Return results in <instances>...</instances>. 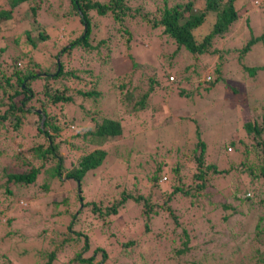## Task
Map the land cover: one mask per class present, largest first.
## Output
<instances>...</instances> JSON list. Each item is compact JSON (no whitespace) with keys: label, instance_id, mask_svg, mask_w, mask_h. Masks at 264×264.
Segmentation results:
<instances>
[{"label":"trees","instance_id":"obj_1","mask_svg":"<svg viewBox=\"0 0 264 264\" xmlns=\"http://www.w3.org/2000/svg\"><path fill=\"white\" fill-rule=\"evenodd\" d=\"M65 2L67 6L63 8L64 11L55 17L76 19L81 25V33L64 45L53 58L32 50L38 49V44L49 37L47 31L43 29L33 36L27 28L29 26L23 27L26 15L28 19L39 21L38 13L44 8L45 0L0 2V136L8 140L0 148V264H23L16 263L9 253L13 240L38 243L41 246L40 264H158L154 260H146V256L153 254L159 261L170 260L180 264L183 255L193 250L194 234L191 231L197 223L195 217L198 209L204 202L203 193L208 188L209 176L236 169L241 175L251 178L252 186L256 183L253 180L264 179V111L255 118L251 115L242 118L241 127L246 138L241 137L236 141L230 138L226 148L224 146L217 150V159L223 157L230 162L233 149L231 160L235 161L241 145L243 152H239L243 158L235 163V168L219 169L218 161L209 160L207 142L196 129L197 139L184 155L186 161L174 165L158 162L153 172L146 173L150 187L136 184L138 187L134 186L129 191L125 187L116 188L112 192L106 190L101 197H95L85 188L88 174L101 166L111 154L107 144L113 138L122 137L123 124L120 117L102 115L98 121L92 115L94 125L84 131L81 139L74 137L78 135L76 133L70 135L73 139L60 141L57 139L59 134L76 123L75 117L68 119L62 109L65 103H71L80 96L95 104L93 113H101L97 104L107 94L106 90L114 91L124 85H118L114 78L108 81L107 89L101 85L103 69H108L113 58L111 50L112 42L115 41L112 38L118 44L124 45V41L129 48L131 44L143 43L145 37L149 42L151 32H157V35L165 38V42L171 39L175 44L174 54L184 50L197 60L214 51V43L240 23L243 11H252V1L243 4L242 0ZM25 4H28L27 8ZM259 6L264 8V0L260 1ZM245 16L248 20L249 16ZM206 22H210L211 29L201 35L199 30ZM28 23L26 21V25ZM140 26L149 28L150 32L147 35H144V31L138 34ZM19 28L21 31L15 33ZM93 37H100L97 45L92 43ZM246 39L242 47L236 50L237 62L255 77L260 70H264V65L250 66L243 59L253 52L255 46L260 44L264 47V32L254 34L250 31ZM20 42L29 46L23 50L24 55L14 58L2 55L6 54L11 44L17 46ZM73 52L84 59L83 69H78L74 64L71 58ZM34 54H42V57L35 60ZM93 63L102 67L101 70L94 71L91 68ZM133 65L138 64L133 61ZM220 66L221 63L216 61L213 70L220 73ZM186 68L191 70L186 76L182 74V77L190 79L192 76L200 77L204 65L188 64ZM152 70L154 76L149 77L148 88L137 101L140 108H145L146 97L155 91L157 84L161 85L162 76H166L167 82H170L171 71L164 68L159 72L154 67ZM66 76H72L78 85L81 79L84 82L80 87H70L65 82ZM220 78L215 74L210 80L200 83L194 93L181 88L179 94L187 97L202 94V89L209 90V87L219 83ZM194 98L197 96L194 95ZM57 107L60 113L55 109ZM37 137L43 141H34ZM63 142L69 149L64 155ZM87 146L92 148L84 152ZM163 177L168 178L167 186L160 182ZM36 186L44 194L49 195L57 190L61 195L53 194L55 199L51 202L44 196L38 199V195L32 193ZM252 186L246 189L249 190L247 193L251 192ZM158 197L162 198L161 202ZM133 205L140 210L126 221L125 210ZM38 207V212L47 214V217L42 224L35 222L38 228L36 239L22 241L20 229L30 227L20 220L24 217L32 219L31 214ZM220 207L224 210L229 206L220 203ZM221 217L224 220L229 218L226 215ZM255 235L263 249L254 248L253 264H264V227L257 228ZM145 243L149 245L148 251L143 249ZM22 253L27 255L26 250ZM135 253H138V259L133 258Z\"/></svg>","mask_w":264,"mask_h":264},{"label":"rangeland","instance_id":"obj_2","mask_svg":"<svg viewBox=\"0 0 264 264\" xmlns=\"http://www.w3.org/2000/svg\"><path fill=\"white\" fill-rule=\"evenodd\" d=\"M246 1L249 0H242L241 4ZM251 1L252 11L246 13L243 11L240 23L233 27L223 39L214 43V51L200 56L197 60L184 50L174 54L175 44L170 41L171 39L165 42V38L157 35V32H151L152 36L150 35L149 42L145 37L143 43L131 44L129 48L124 41V45L118 44L115 38H112V41H115L112 42L113 49L111 50L113 58L110 60L108 69H103L101 85L107 89V83L112 78L118 85L123 83L124 85L114 91L106 90L107 94L97 104L101 113H93L92 111L96 110L95 104L80 96H77L71 103H65L62 112H65L68 119L72 116L75 117L76 123L70 125V128L64 129L57 137L60 141H66L71 138L70 135L78 133L74 137L81 139L84 131L94 125V121L91 119L92 115L98 121L102 115L112 118L120 117L123 124L122 137L113 138L107 144V147L111 149V154L105 158L101 166L88 174L85 188L90 195L101 197L106 190L112 192L113 189L118 188L119 190L123 187L129 191L132 190V187L141 184L150 187L146 173L153 172L158 162L174 165L186 161L184 155L189 152L197 139L196 129H198L200 137L207 142L208 159L218 161L219 169H231L243 158L240 153L243 152L241 145L240 152H237L239 156L235 161L231 160L234 156L233 149L232 153L230 151L233 154V156L230 154V162L224 160L226 158L223 159V157L217 159V150L224 146L226 148L230 138L235 141L241 137L246 138L245 131L241 127L242 118L249 115L255 118L258 117L257 114L264 111V106L262 107L264 105V70H260L255 77H252L237 62L236 50L242 47L250 31L254 34L264 32V8L259 6L261 0ZM45 2L44 8L38 13L39 21L28 19L26 15L23 27L29 26L27 28L30 29L33 36L43 29L47 31L49 37L38 44V49L32 50H36L35 53L41 51L53 58L64 45L81 33V25L71 17H61V19L55 17L57 13L62 14L63 8L67 6L65 0H45ZM27 7L28 4H25V8ZM246 14L249 16L248 20ZM26 21H29L27 25ZM102 22L105 23L104 20ZM210 26V22H206L199 30L200 34L208 33L211 29ZM138 28H140L137 31L138 34L144 31V35H147L150 32V29L144 26ZM20 31L19 28L15 33ZM22 36L23 33H21ZM99 38H91L92 43L97 45ZM28 47L24 42H20L17 46L11 44L10 48L6 49V54L2 55L6 58L24 55V51ZM252 51L245 56L243 62L250 66L264 65V47L259 44ZM26 55L29 57L27 53ZM41 55L36 54L33 59H39L42 57ZM71 58L78 69H83L84 59L80 55L73 52ZM133 61L138 65H133ZM216 61L221 63L220 73L213 70ZM195 63L204 65L201 76H192L190 79L182 77V74L186 76L191 70L186 66ZM153 67L157 68L159 72L164 68L171 71L169 74L173 79L169 75L168 81L170 82L168 83L166 76H162L161 85H156L155 91L146 97L145 108H140L137 101L141 99L142 94L148 88L149 77L154 76ZM91 68L94 71H99L102 67L93 63ZM214 71L218 77H221V80L216 85L209 87V90L200 87L202 94H193L192 97L179 94L181 88L194 93L196 87L201 85L204 80H210L215 76ZM65 82L70 87L74 85L80 87L84 80L81 79L78 85L76 79L66 76ZM106 92L104 90V93ZM194 95L197 98H194ZM106 98L107 101H105ZM104 101L105 104H103ZM55 109L60 113L59 107ZM79 129L80 132H78ZM6 139L0 136V148L8 143ZM33 140L43 141L40 137ZM63 144L65 145L62 146L64 155L69 149L65 142ZM91 148L92 146H87L84 152ZM227 150L230 149L227 147ZM177 152L178 154H176ZM163 169L165 171V167ZM238 172L240 171L233 169L228 173L209 176L208 188L203 193L205 195L204 202L198 209V214L195 217L197 223L191 231L194 234L193 250L183 255L180 264H186V262L191 264L193 261H198L197 264L228 262L253 264L255 261L254 248L263 249V246L257 242L255 234L257 228L264 227V179L253 180L252 182L256 183L252 186L251 178ZM160 182L166 183L167 186L168 178L164 177ZM251 186V192L247 193L249 190L246 189H250ZM35 189L40 191L32 192L38 195V199L44 196L49 202L55 199L53 194L59 197L61 195L57 190L47 195L38 186ZM141 189L145 191L143 187ZM157 199L162 201L160 197ZM220 203H225L229 207L223 210ZM35 210L36 212L31 214L32 219L24 217L20 220L26 222V225L30 227L20 229L23 234L22 241L36 239L35 233L38 228L35 222L42 224L43 219L47 217V214L43 215L42 212H38L39 207ZM139 210L140 208L138 209L134 205L129 207L125 210V220L129 221L130 217ZM223 215L229 216V218L224 220L221 217ZM100 240L102 241V239ZM262 240L264 242V235ZM143 247L144 251H148V244L145 243ZM23 250H26L27 255L22 253ZM40 250L41 246L34 241L33 244H27L13 240L9 253L16 263L40 264ZM141 251L143 250L141 249ZM137 254L135 253L133 258ZM262 254L264 255V251ZM138 258L139 256L135 259ZM146 260L150 262L154 260L158 264H176L175 261L170 260L159 261L155 254L146 256Z\"/></svg>","mask_w":264,"mask_h":264},{"label":"built area","instance_id":"obj_3","mask_svg":"<svg viewBox=\"0 0 264 264\" xmlns=\"http://www.w3.org/2000/svg\"><path fill=\"white\" fill-rule=\"evenodd\" d=\"M208 78H210L209 76H207ZM171 79L173 78L172 76L170 77Z\"/></svg>","mask_w":264,"mask_h":264},{"label":"clouds","instance_id":"obj_4","mask_svg":"<svg viewBox=\"0 0 264 264\" xmlns=\"http://www.w3.org/2000/svg\"><path fill=\"white\" fill-rule=\"evenodd\" d=\"M164 178V177H163Z\"/></svg>","mask_w":264,"mask_h":264}]
</instances>
